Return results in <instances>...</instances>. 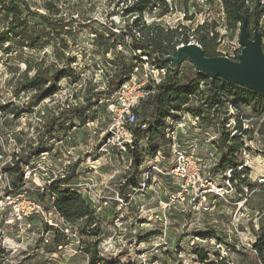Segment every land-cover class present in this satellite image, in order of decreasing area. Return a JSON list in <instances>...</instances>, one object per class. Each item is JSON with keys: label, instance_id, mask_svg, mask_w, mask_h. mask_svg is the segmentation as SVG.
<instances>
[{"label": "rangeland", "instance_id": "374dc122", "mask_svg": "<svg viewBox=\"0 0 264 264\" xmlns=\"http://www.w3.org/2000/svg\"><path fill=\"white\" fill-rule=\"evenodd\" d=\"M65 1L62 0L58 6L63 9L64 16L75 20L72 25L78 30L75 40L67 36L64 38L71 54L68 57L73 58L69 67L77 74L78 80L60 81L58 91L52 97L31 108V112L22 113L18 120L10 115L3 117L0 112V264H88V256L82 250L93 241L98 243L97 252L101 263L200 264L195 251L203 249L188 246V241L190 237L204 233H212V237L217 239L216 242L229 248L234 263L247 264L243 257H238L233 252L237 249L232 246L238 243V239H225L227 233L225 227L221 226V223L230 218L234 211L233 206L227 208L221 205L218 207L221 214L202 215L198 222L190 212H182L186 208L185 204L178 202L171 206L169 203L173 186L167 177L158 172L163 164L159 158L160 152L144 154L136 171L128 151L118 153L115 150L106 153L99 150L101 134L109 124L106 110L108 103L102 95V87L108 84L112 75V69L106 62L114 56L107 54L103 57L102 53H96L93 32H113L120 35L119 32L126 30L127 24H131L132 18L124 16L122 10L125 7L116 5L115 1ZM166 1L170 8L168 15L158 18V11H146L143 14L142 21L147 26L159 25L165 31L181 26L186 29L185 35H189V42L199 43L200 35L193 34L197 27L204 24L212 28L216 25L214 33L218 35V39L210 45V49L232 61L239 55L238 29L230 31L226 28L221 4L209 0ZM38 2L41 4V1ZM68 6L70 10L67 11ZM261 25L264 26V21ZM2 27L0 25V29ZM130 42L129 37H124L117 45V50L126 58H130ZM50 47L47 45L36 51L13 49L5 55L0 51V106L22 108L27 102V93L17 91L21 81L30 79L34 73L26 70V61L31 62L33 69L51 63L64 66L55 59ZM179 66L181 76L193 78L194 72L200 73L195 70L190 60H185ZM200 90H205L204 83H200ZM93 93H98L99 100L82 119L69 117L60 120L53 133L42 131L44 122L47 121L45 119L50 114H58L68 105L82 107L86 98ZM228 98L225 108L239 111L250 125L248 133L241 139L243 142H240V147L230 157L238 165L244 162L243 154L246 153L252 160H256L255 164L264 167V135L260 133L264 128V116L253 103L238 98L228 101ZM147 104L139 110L136 123L142 130L146 129L141 124L144 112L149 111ZM197 105L193 98L187 109H193ZM219 111L218 114L221 115L224 108ZM209 112L210 110L206 113L204 111V114ZM218 119L213 120L212 125L220 123ZM201 137L197 135L198 139ZM38 141L40 150L45 151L30 156L25 166L23 165L29 172V179L23 183L24 189L7 196L4 189L9 178L6 174L5 179L1 176V168L15 156H28L32 149H37ZM218 144L219 142L215 143L214 148L220 160ZM246 170L247 175L240 174L234 182L237 190L241 189L239 185L242 180L255 185L256 172ZM23 177L25 179V175ZM57 179L67 180L66 187L88 201L101 227L102 232L98 239L80 235L79 230L83 228V223L69 225L64 222L51 206L49 197L44 205L39 204L40 210L23 216L25 200L36 201L42 189ZM119 190L124 191L126 201L121 197V201L117 199ZM252 192L247 198L246 207L254 213L264 209V187H254ZM250 217L251 220L242 221L238 225V231L252 241L253 235L260 233L263 217L253 214ZM255 226L258 231L254 230ZM47 227L64 234L67 230V241L55 247L53 233L47 232ZM203 247L211 255L210 258L215 257L214 253L217 254L214 246ZM244 253L254 257L250 253Z\"/></svg>", "mask_w": 264, "mask_h": 264}, {"label": "trees", "instance_id": "16d2710c", "mask_svg": "<svg viewBox=\"0 0 264 264\" xmlns=\"http://www.w3.org/2000/svg\"><path fill=\"white\" fill-rule=\"evenodd\" d=\"M38 1H41V4ZM66 1L65 3H68ZM111 1H115L116 5L121 4V6H124L123 15L132 18V20L131 24H127L126 30L119 32L120 35H116L113 32H93V43L97 48L96 53H102L103 57L107 54L114 56L112 60L106 62L112 69V75L107 82L108 91L102 94L105 98H109L115 89L123 81L127 80L132 71L133 62L139 60L136 55L132 56L131 54H129L130 58H126L123 53L117 50V45L120 44L121 39L129 37L131 42L128 44V48L133 51H139L149 56L156 53L159 60L157 62L164 66L169 64L162 62L161 59L175 55V47L189 42V35H185L187 31L184 27L178 26L165 31L159 25L147 26L142 21L143 14L146 11H158V18L168 15L170 8L166 0ZM60 2L62 0H0V25H3L2 29H0V51L5 55L12 52L13 49L36 51L48 45L51 46L55 59L65 66L59 67L57 64L51 63L33 69L31 62L26 61V70L34 73L30 79L21 81L17 91L27 93V102L22 105V108L12 105L0 106V112L3 117L10 115L14 120H18L22 113L31 112V108L37 106L41 101L52 97L58 91V83L60 81L69 80L70 82H75L78 80L77 74L69 67V64L73 62V58L69 59L68 57L71 54L67 41L64 39L67 36L75 40L74 37L77 35L78 30L74 29L72 25L75 20L64 16L63 9L58 6ZM209 2L221 4L224 19H226V28L230 31L239 28V21L234 13V7H236L237 11L248 19V32L251 36L255 29L260 33L261 48H263L264 52V26L261 25L264 21V0H209ZM65 3H62V5H65ZM68 8L69 6L66 8L67 11L70 10ZM38 9H41V11H38ZM215 26L208 28L207 25L203 24L193 32L194 35H200V41L196 44L201 47L207 57L221 56L210 49V45L218 39V35L214 33ZM234 61H237V57L234 58ZM200 83H204V91L200 90ZM97 98L98 93H93V95L86 98L82 107L68 105V107L61 109L58 114H50L45 119L47 121L44 122L42 131L44 133H53L54 127L58 122L69 117L82 119L85 113L99 100ZM193 98L198 105L193 109H187V105ZM226 98H228V101L231 98H238L247 103H253L264 116V96L249 91L242 86L229 84L221 78L211 80L207 75L198 72L193 73V78L181 76L179 65L170 69L165 80L157 86L155 92L144 103L147 104L148 102L147 110H149H146L147 112H144L142 116L143 122L141 125L146 126V132L136 125L130 127L135 138V145L128 148V154L133 159L132 164L136 171L144 154L153 155L157 152L165 154L164 123L167 118H174L175 112L181 110L199 115L204 114V111L206 113L208 110L213 109L218 119L219 110L226 106ZM136 113L138 119L140 113L139 111ZM58 128L59 130L61 129L60 126ZM144 132L146 133L145 137H143ZM260 133L264 135V128L260 130ZM240 142L242 140L239 137L230 138L228 134L221 130L219 144L217 145L221 156L219 167L226 166L232 170L236 168L237 165L230 156L240 147ZM38 145L39 141L37 149H32L28 156H15L1 168L3 173L9 178L4 189V193L7 196L22 191L25 163L28 162L30 156L39 155L40 152L45 151L40 150L41 146ZM225 148L226 151H224ZM247 173L248 171L243 169L238 174H233L231 181L234 182L238 180L240 174L247 175ZM66 181L65 179H57L46 188H43L36 202L44 205L46 198L49 197L52 201L51 206L64 222L69 225L83 223V228L81 227L79 230L80 235L98 239L102 231L92 207L80 194L71 188L68 189ZM239 186H247L250 190H253L254 187L256 188L255 185H250L245 180H242V184ZM238 191L241 192V189L238 188ZM123 192V190H119V195L122 200L126 201L127 198L124 197ZM46 231L53 233L52 238L55 247L60 246L68 239L62 231L57 229L53 230L47 227ZM259 232L251 245L256 251L255 257L251 258L243 251H233L238 257H243L247 264H264V220H262ZM199 236L209 239L213 234L204 233L199 234ZM97 245V241H93L88 243L82 250L88 256V264H115L114 262L101 263L99 261ZM195 254L200 264H228L225 260H219L217 255L209 259L203 250H196Z\"/></svg>", "mask_w": 264, "mask_h": 264}, {"label": "built area", "instance_id": "2783aa9c", "mask_svg": "<svg viewBox=\"0 0 264 264\" xmlns=\"http://www.w3.org/2000/svg\"><path fill=\"white\" fill-rule=\"evenodd\" d=\"M128 52L132 56L136 55L139 60L133 62V68L127 80L123 81L109 98H105V102L108 103L106 110L109 114V124L101 134L99 150L106 153L115 150L118 153H125L128 148L135 145V138L130 127L137 123L136 112L155 92L157 86L165 80L169 70L173 69L169 63L168 66H164L157 62L159 60L156 53L149 56L133 51L131 48H128ZM164 58L161 59L162 62ZM102 91H108L107 84L102 87ZM216 117L217 114L212 109L208 114L199 115L177 111L174 118H167L164 123L165 154L163 152L159 154L163 164L158 172L167 177L173 186V192L169 195L171 206L178 202L185 204L186 208H183L182 212H190L198 222L202 215L221 214L218 212V207L221 205L227 208L233 206L234 211L230 214L228 221L221 223L227 233L225 239L230 241L236 237L238 243L232 247L255 257L256 251L251 247L252 241L238 231V225L242 221L251 220L252 214L261 216L264 220V209L250 212L246 204L247 198L253 193L252 190L250 191L247 186H241V192L238 191L237 186L234 185L235 181L232 182L231 178L233 174L249 169L256 172L254 182L256 188H262L264 187V167L255 164L256 160H252L246 153L243 154L244 162L238 163L233 170L226 166H218L219 159L214 145L219 142L221 130L230 138L239 137L241 140L248 133L250 125L234 108H224V112L221 115L218 114L220 123L212 125ZM198 134L200 137L202 135L200 139L197 138ZM28 173L25 169L24 182L29 179ZM4 175L5 173L1 176L5 179ZM116 197L121 201L119 191ZM23 208L22 214L25 216L40 210L41 207L36 201L28 199L25 200ZM254 230L258 231V227L255 226ZM66 231H64L65 234H68ZM215 240L217 239L214 237L207 239L194 235L190 237L188 246L196 249L201 247L200 249H203L206 256L210 258L211 255L203 245H212L217 252L214 255H217L219 260H225L228 264H237L230 257V249L224 248Z\"/></svg>", "mask_w": 264, "mask_h": 264}, {"label": "water", "instance_id": "95a60500", "mask_svg": "<svg viewBox=\"0 0 264 264\" xmlns=\"http://www.w3.org/2000/svg\"><path fill=\"white\" fill-rule=\"evenodd\" d=\"M234 13L239 21L240 53L237 61L225 56L207 57L198 44L188 42L180 44L175 49V55L165 57L164 62L174 68L185 60H190L196 71L207 75L211 80L221 78L229 84L242 86L264 96V52L261 48V35L255 29L251 36L248 32V19L236 7Z\"/></svg>", "mask_w": 264, "mask_h": 264}, {"label": "crops", "instance_id": "0c3cea01", "mask_svg": "<svg viewBox=\"0 0 264 264\" xmlns=\"http://www.w3.org/2000/svg\"><path fill=\"white\" fill-rule=\"evenodd\" d=\"M255 232V231H254ZM244 237H246L245 235H244ZM257 237V234L255 233L254 235H253V237L251 238L252 239V243L255 241V238ZM250 240V239H249Z\"/></svg>", "mask_w": 264, "mask_h": 264}]
</instances>
